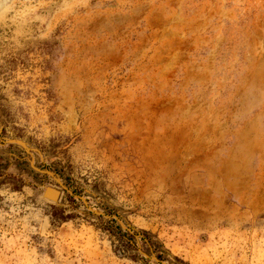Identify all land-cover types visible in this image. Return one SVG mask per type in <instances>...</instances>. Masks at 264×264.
<instances>
[{
	"label": "rangeland",
	"instance_id": "374dc122",
	"mask_svg": "<svg viewBox=\"0 0 264 264\" xmlns=\"http://www.w3.org/2000/svg\"><path fill=\"white\" fill-rule=\"evenodd\" d=\"M0 264H264V0H0Z\"/></svg>",
	"mask_w": 264,
	"mask_h": 264
},
{
	"label": "trees",
	"instance_id": "16d2710c",
	"mask_svg": "<svg viewBox=\"0 0 264 264\" xmlns=\"http://www.w3.org/2000/svg\"><path fill=\"white\" fill-rule=\"evenodd\" d=\"M102 229L113 239V243H115V251L118 253L125 254L129 250L137 248L136 243L133 241L135 233L130 234L127 231H122L118 225L114 224L113 220L103 225ZM139 233L142 235L140 239L142 245L144 246V244H146L151 248L154 244V240L152 239L151 235L144 230ZM145 250L148 251V249ZM159 257L160 255H158V258Z\"/></svg>",
	"mask_w": 264,
	"mask_h": 264
}]
</instances>
